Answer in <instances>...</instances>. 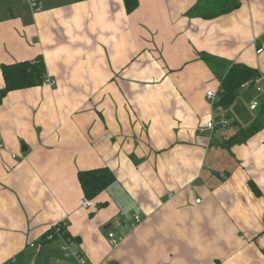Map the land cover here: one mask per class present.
Instances as JSON below:
<instances>
[{
    "label": "crops",
    "instance_id": "0c3cea01",
    "mask_svg": "<svg viewBox=\"0 0 264 264\" xmlns=\"http://www.w3.org/2000/svg\"><path fill=\"white\" fill-rule=\"evenodd\" d=\"M39 1L0 0V64L41 56L54 82L0 103V264H75L63 234L43 240L60 226L91 264H264V110L260 131L228 150L231 123L260 106L206 96L232 63L264 85V0L211 19L195 15L201 0H138L131 12L123 0ZM221 115L226 127L199 131ZM98 167L115 181L82 208L77 172Z\"/></svg>",
    "mask_w": 264,
    "mask_h": 264
},
{
    "label": "trees",
    "instance_id": "16d2710c",
    "mask_svg": "<svg viewBox=\"0 0 264 264\" xmlns=\"http://www.w3.org/2000/svg\"><path fill=\"white\" fill-rule=\"evenodd\" d=\"M123 1L127 12L133 11L138 5V0ZM241 1L242 0H201V2L194 7L193 11L195 15L201 18L211 19L240 7ZM45 71V63L41 56H36L31 60L0 64V72L4 80V85L0 88V103L4 96L11 90L32 87L43 83L46 78ZM259 76L260 73L256 68L241 63H232L227 68L221 80L219 90L216 94L217 101H215V104L221 106L231 105L237 89L245 82H250L249 86H252L253 82ZM259 108V114L249 124L242 126L237 122L231 123V125L236 127L235 132L229 136L222 137L221 146L223 148L230 150L231 146L245 142L249 137L260 131L262 127L260 117L264 110V94ZM77 179L84 197L91 200L115 181V176L109 168L98 167L79 170L77 172ZM248 183L250 188L260 195L254 183L250 181ZM59 231H64L61 226L59 227ZM48 234H52V239L57 237L54 228H50L43 234V240H45V242L52 240L47 239ZM63 236L71 239V236L67 232H63Z\"/></svg>",
    "mask_w": 264,
    "mask_h": 264
},
{
    "label": "built area",
    "instance_id": "2783aa9c",
    "mask_svg": "<svg viewBox=\"0 0 264 264\" xmlns=\"http://www.w3.org/2000/svg\"><path fill=\"white\" fill-rule=\"evenodd\" d=\"M28 4L30 5V7L34 10V11H38L41 9V3L39 0H27ZM264 52V32H263V39L261 42H258L256 47H255V53L256 54H261ZM263 80L262 78H258L256 79L253 84L256 85V90L262 94H264V85L260 84V81ZM45 82H48L49 84H53V80H49L46 79ZM250 84V82H245L242 84V87H248ZM216 94L217 92L213 91V90H207L206 92V96L211 99L212 101H214V99H216ZM260 106V103L258 102V100L253 99L250 102L249 108L251 110H255ZM216 125L224 128L228 125V121L227 118L224 115H221V118H219L218 120H214L212 118L208 119L205 123L204 126H201L199 128V131L202 132L204 129H208L210 131H214L216 129ZM262 140L264 141V137L262 138ZM0 148H3V143L1 141V136H0ZM196 202H200V199H195ZM91 200L83 197L79 200V205L82 208H89L91 206ZM122 216V215H121ZM129 222V224L131 226H135L137 224H139L142 221V216L139 214H136L133 216L132 220L128 219V218H122L121 219H117L114 222V226L117 228L121 225L122 222ZM55 233H57L58 235H62L63 233L59 231V228L56 227L55 228ZM62 237V243L59 246V249L61 251V253H63L64 257H70L74 260L75 264H91L89 262V260L87 259V257L81 253L79 250H75L73 248V241L70 238H66L63 235ZM47 239L51 240L52 239V234H48L47 235ZM107 239L108 242L110 244L111 247H116L118 245V243L120 242V238L118 236L115 235V232L110 230L107 232ZM29 245L31 247H33L36 251H38L40 249V244L39 243H35V242H30Z\"/></svg>",
    "mask_w": 264,
    "mask_h": 264
},
{
    "label": "rangeland",
    "instance_id": "374dc122",
    "mask_svg": "<svg viewBox=\"0 0 264 264\" xmlns=\"http://www.w3.org/2000/svg\"><path fill=\"white\" fill-rule=\"evenodd\" d=\"M222 67L223 66H219V71L217 70L218 72L214 74L215 78L218 79V80L221 78V74L223 73L222 72V69H223ZM224 68H226V66H224ZM256 85H257V83H256ZM256 85L253 84L252 86H248V87H244V88L240 87L239 89H237L235 107L237 105L240 107L238 109L240 113H242L241 111L243 109L246 112H248L249 114L251 113V110H248L249 99L251 97H254L256 99L257 96L260 94V92H258L256 90Z\"/></svg>",
    "mask_w": 264,
    "mask_h": 264
},
{
    "label": "water",
    "instance_id": "95a60500",
    "mask_svg": "<svg viewBox=\"0 0 264 264\" xmlns=\"http://www.w3.org/2000/svg\"><path fill=\"white\" fill-rule=\"evenodd\" d=\"M26 149L25 145L23 142H21V150L24 151Z\"/></svg>",
    "mask_w": 264,
    "mask_h": 264
}]
</instances>
